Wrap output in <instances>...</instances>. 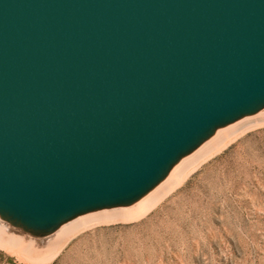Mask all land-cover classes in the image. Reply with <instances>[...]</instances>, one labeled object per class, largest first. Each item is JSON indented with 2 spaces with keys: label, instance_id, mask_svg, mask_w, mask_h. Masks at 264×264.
Segmentation results:
<instances>
[{
  "label": "water",
  "instance_id": "obj_1",
  "mask_svg": "<svg viewBox=\"0 0 264 264\" xmlns=\"http://www.w3.org/2000/svg\"><path fill=\"white\" fill-rule=\"evenodd\" d=\"M264 99V0H0V209L133 196Z\"/></svg>",
  "mask_w": 264,
  "mask_h": 264
},
{
  "label": "rangeland",
  "instance_id": "obj_2",
  "mask_svg": "<svg viewBox=\"0 0 264 264\" xmlns=\"http://www.w3.org/2000/svg\"><path fill=\"white\" fill-rule=\"evenodd\" d=\"M252 125L146 214L86 223L52 257L0 242V264H264V121Z\"/></svg>",
  "mask_w": 264,
  "mask_h": 264
},
{
  "label": "bare ground",
  "instance_id": "obj_3",
  "mask_svg": "<svg viewBox=\"0 0 264 264\" xmlns=\"http://www.w3.org/2000/svg\"><path fill=\"white\" fill-rule=\"evenodd\" d=\"M263 121L264 99L211 126L185 150L178 153L150 184L133 196L116 202L76 210L53 224L28 225L0 209V227L7 231L4 236L0 233V242L16 246L22 245L52 257L71 235L89 225L110 220L105 218L127 217L121 219H130V217L144 215L164 196L180 185L190 171L196 166L198 167V164L206 157L223 148L235 135H239L252 126L259 125L252 124ZM92 221H94L92 224H86ZM13 224L24 227V232L16 234ZM25 230L29 232L27 233ZM32 232L35 235L30 234ZM11 234H13L12 237H10Z\"/></svg>",
  "mask_w": 264,
  "mask_h": 264
}]
</instances>
